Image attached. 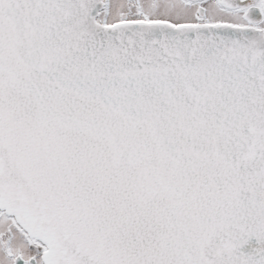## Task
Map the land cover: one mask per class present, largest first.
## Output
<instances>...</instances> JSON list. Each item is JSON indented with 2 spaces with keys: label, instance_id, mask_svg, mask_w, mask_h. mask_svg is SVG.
<instances>
[{
  "label": "snow or ice",
  "instance_id": "6c2138e0",
  "mask_svg": "<svg viewBox=\"0 0 264 264\" xmlns=\"http://www.w3.org/2000/svg\"><path fill=\"white\" fill-rule=\"evenodd\" d=\"M0 264H264V0H0Z\"/></svg>",
  "mask_w": 264,
  "mask_h": 264
}]
</instances>
